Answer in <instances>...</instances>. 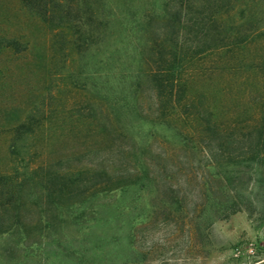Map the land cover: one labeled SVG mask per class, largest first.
Returning <instances> with one entry per match:
<instances>
[{
  "label": "rangeland",
  "instance_id": "1",
  "mask_svg": "<svg viewBox=\"0 0 264 264\" xmlns=\"http://www.w3.org/2000/svg\"><path fill=\"white\" fill-rule=\"evenodd\" d=\"M29 1L0 0V192L15 198L0 229L29 236L27 255L17 250L16 264H264V215L241 208L211 224L205 218L217 198L202 192V182L212 190L216 182L198 154L151 140L157 195L121 194L133 178L131 144L112 133L86 65L90 41L103 31L95 19L102 0ZM181 33L173 45L184 54L186 78H194L188 97L203 93L207 82L217 90L221 56L193 59L199 39ZM258 49L252 43L241 58ZM227 57L238 66L235 54ZM235 188H250L246 176Z\"/></svg>",
  "mask_w": 264,
  "mask_h": 264
},
{
  "label": "trees",
  "instance_id": "2",
  "mask_svg": "<svg viewBox=\"0 0 264 264\" xmlns=\"http://www.w3.org/2000/svg\"><path fill=\"white\" fill-rule=\"evenodd\" d=\"M99 5L101 17L95 19L103 31L91 39L86 65L92 70V91L107 108L112 133L131 144L133 178L122 183L121 194L153 189L157 195L149 151L150 141L157 140L206 162L216 182L214 190L208 180L202 182V192L217 198L206 210L210 224L241 208L264 215V0H102ZM180 32L199 39L193 59L212 52L221 56L222 83L217 90L207 82L203 93L188 97L194 78H186L184 54L173 45ZM252 43L259 45L258 53L241 58ZM233 54L239 58L235 68L227 64ZM224 75L228 82H223ZM145 107L154 110L147 114ZM159 157L164 164L170 160L166 153ZM245 176L250 188L235 190ZM2 179L6 176H0V184ZM22 184H16L18 191ZM168 191L179 194L171 187ZM11 195L7 189L0 192V227L8 206H14ZM190 225L196 232L198 226ZM28 239L27 233L0 229V260L16 264L17 250L27 255Z\"/></svg>",
  "mask_w": 264,
  "mask_h": 264
}]
</instances>
